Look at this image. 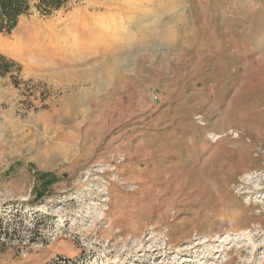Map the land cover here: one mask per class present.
Returning a JSON list of instances; mask_svg holds the SVG:
<instances>
[{"label":"rangeland","instance_id":"1","mask_svg":"<svg viewBox=\"0 0 264 264\" xmlns=\"http://www.w3.org/2000/svg\"><path fill=\"white\" fill-rule=\"evenodd\" d=\"M35 3L0 33V264H264V0Z\"/></svg>","mask_w":264,"mask_h":264},{"label":"trees","instance_id":"2","mask_svg":"<svg viewBox=\"0 0 264 264\" xmlns=\"http://www.w3.org/2000/svg\"><path fill=\"white\" fill-rule=\"evenodd\" d=\"M32 0H0V33L10 34L18 25L20 18L26 15L31 9ZM35 7H38L42 14L50 15L60 8L67 0H35ZM9 62L0 54V76H4L11 71ZM44 184L53 182L52 173H45L42 178ZM41 195V194H40Z\"/></svg>","mask_w":264,"mask_h":264},{"label":"bare ground","instance_id":"3","mask_svg":"<svg viewBox=\"0 0 264 264\" xmlns=\"http://www.w3.org/2000/svg\"><path fill=\"white\" fill-rule=\"evenodd\" d=\"M100 28V27H99ZM103 29V31H101L102 32V34H100V35H102V37H105V29H106V27L105 28H102ZM98 32V31H97ZM99 33V32H98ZM99 36V35H98ZM101 38V37H100ZM106 38V37H105ZM99 39V38H98ZM105 41V40H104ZM106 43V42H105ZM101 44V43H100ZM103 44H104V42H102V45L101 46H103ZM100 46V45H99ZM209 189V188H208Z\"/></svg>","mask_w":264,"mask_h":264},{"label":"crops","instance_id":"4","mask_svg":"<svg viewBox=\"0 0 264 264\" xmlns=\"http://www.w3.org/2000/svg\"><path fill=\"white\" fill-rule=\"evenodd\" d=\"M27 65H28V63H27ZM18 68H19V66H18ZM19 71H21V69H19ZM21 75V74H20Z\"/></svg>","mask_w":264,"mask_h":264}]
</instances>
